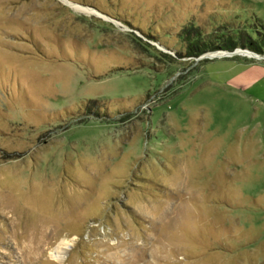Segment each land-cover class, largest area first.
<instances>
[{
	"label": "rangeland",
	"instance_id": "374dc122",
	"mask_svg": "<svg viewBox=\"0 0 264 264\" xmlns=\"http://www.w3.org/2000/svg\"><path fill=\"white\" fill-rule=\"evenodd\" d=\"M0 264H264V0H0Z\"/></svg>",
	"mask_w": 264,
	"mask_h": 264
},
{
	"label": "bare ground",
	"instance_id": "6f19581e",
	"mask_svg": "<svg viewBox=\"0 0 264 264\" xmlns=\"http://www.w3.org/2000/svg\"><path fill=\"white\" fill-rule=\"evenodd\" d=\"M75 9H78V10H81V11H87V12H91L92 10L88 7H85V6H81V5H76V4H73L72 5ZM225 53V52H224ZM213 55V54H212ZM66 246H67V243L66 242H61L55 249V257L57 259H61L63 258V253L65 252V249H66Z\"/></svg>",
	"mask_w": 264,
	"mask_h": 264
},
{
	"label": "trees",
	"instance_id": "16d2710c",
	"mask_svg": "<svg viewBox=\"0 0 264 264\" xmlns=\"http://www.w3.org/2000/svg\"><path fill=\"white\" fill-rule=\"evenodd\" d=\"M230 48H234V46L233 47H230ZM208 49H205V50H202V52H205V51H207ZM193 53V52H192ZM190 55H192V54H190Z\"/></svg>",
	"mask_w": 264,
	"mask_h": 264
},
{
	"label": "water",
	"instance_id": "95a60500",
	"mask_svg": "<svg viewBox=\"0 0 264 264\" xmlns=\"http://www.w3.org/2000/svg\"><path fill=\"white\" fill-rule=\"evenodd\" d=\"M65 1H67V0H65Z\"/></svg>",
	"mask_w": 264,
	"mask_h": 264
}]
</instances>
